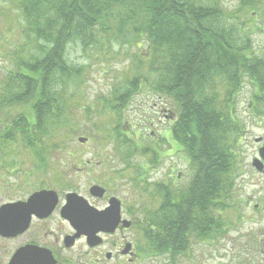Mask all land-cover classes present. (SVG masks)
<instances>
[{"label":"trees","instance_id":"1","mask_svg":"<svg viewBox=\"0 0 264 264\" xmlns=\"http://www.w3.org/2000/svg\"><path fill=\"white\" fill-rule=\"evenodd\" d=\"M1 2L14 5L20 12V28L27 38L19 48L8 51L14 73L8 75L5 93L9 98L13 95L14 102L18 92L29 94L36 119L31 124L30 142L36 156L43 149L46 156L60 150L59 144L49 143L63 139L65 131L74 132L70 121L73 113L65 94L71 84L81 88L86 69L70 61L71 50L79 48L88 55L115 46H146L147 57L143 60L135 56L132 60L133 74L115 85L110 96L96 100L100 107L95 114L94 105L85 107L84 119L87 116L93 121L91 115L107 113L116 116V127L107 132L106 138L112 139L114 151L126 159L127 166L141 174L143 170L134 159H159L163 148L161 143L148 142L139 132H123V114L143 91L164 97L177 115L166 133L177 146L175 155L190 164L191 203L204 208L215 203L220 179L222 209L228 208L236 178L231 138L236 142L246 127L243 120L241 124L234 120L247 85L245 74L260 90L259 96H250V107L257 114L264 113V54H255L248 40L242 39L248 38L247 26L238 17L242 13L251 17L253 11L262 14L260 0H240L230 15L220 0H211L210 4L201 0ZM228 18L234 22L229 24ZM80 132H84L81 127L75 134ZM95 134L90 136L100 142L105 138L102 131Z\"/></svg>","mask_w":264,"mask_h":264},{"label":"flooded vegetation","instance_id":"2","mask_svg":"<svg viewBox=\"0 0 264 264\" xmlns=\"http://www.w3.org/2000/svg\"><path fill=\"white\" fill-rule=\"evenodd\" d=\"M260 1L263 12H252L255 29L248 37L256 36V30L264 37ZM248 42L255 44L252 38ZM262 47L255 54L261 55ZM3 71L0 66V76ZM13 73L7 71L6 80ZM244 79L250 95L259 96L255 80L249 74ZM6 80L0 86V264H264V136L255 138L251 162L262 187L238 202L235 215L230 202L222 209L220 179L215 203L206 208L191 203L190 164L170 156L176 154L173 142H167L159 159L132 158L141 174L119 157L116 160L126 166L112 175L111 158L103 151H92L87 160L74 157L82 165L80 171L100 179L81 192L71 187L60 168L51 169L45 149L40 156L31 150V124L36 119L29 94L18 92L14 102V96L5 93ZM248 111L253 122H263L264 113L257 114L252 105ZM171 116L173 123L177 115ZM240 119L237 108L234 120ZM169 158L182 164V171ZM257 160L263 164L256 165ZM161 167L165 174L154 178ZM122 177L128 179L120 184ZM230 196L232 200L234 190Z\"/></svg>","mask_w":264,"mask_h":264},{"label":"rangeland","instance_id":"3","mask_svg":"<svg viewBox=\"0 0 264 264\" xmlns=\"http://www.w3.org/2000/svg\"><path fill=\"white\" fill-rule=\"evenodd\" d=\"M204 4H210L211 0H201ZM240 0H220L226 14L230 15L236 11L237 7L240 5ZM261 9L263 7H260ZM241 22L247 26L246 32L250 33L252 28L251 25L252 18L247 14H239ZM228 23L231 24L232 18L227 19ZM240 21L238 20V25ZM22 19L20 12L15 8L14 5H8L5 2L0 3V66L4 69L0 76V86L7 78V71L13 70L11 66V61L9 60L8 51H13L19 48L23 42L27 40L23 30L20 28ZM243 32V31H242ZM257 35L252 38L255 44L252 46L253 50L261 49V45L264 41V37L260 35V31L256 30ZM241 33V30L236 32L237 35ZM248 38L243 37L244 41ZM141 48L130 47V45L115 46L110 51H101L96 54L88 53L84 54L79 48H74L70 52V61L74 65L83 66L85 70L83 84L81 88H76L73 84L67 87L66 98L68 99L69 108L73 113V117L70 121L74 124L73 131H65L63 139H54L49 145L59 144L60 150L54 151L51 156L52 161H50L51 169L60 168L62 172H65V178L71 185V187L78 188L81 192H84L89 188L94 182L100 180L97 176L89 175L87 171H80L79 168L82 166L80 162L73 161V155L77 157H83L85 160L92 156V151H103L104 156L111 158L110 169L113 175L115 171H121L125 168L124 163H119L116 159L119 156L113 149L114 143L107 140V132L111 133L116 127V116L112 114H105L104 116H93V121H89L87 116L84 119V108L88 105H94V112L98 111L100 105L96 100L101 96H110L111 91L115 85L123 82L126 75L133 74L132 60L135 56L145 59L147 57L146 46ZM28 49H30L28 47ZM264 50V47H262ZM9 52V53H10ZM264 54V52H261ZM145 72V70H143ZM250 88L246 86L244 92L241 95V99L238 103V110L241 115V119L245 122L246 127L244 132L239 137L236 142H234V137L231 138L232 151L236 155L235 160V187H234V197L229 200L231 204L235 207L230 211L235 215L239 210V201L245 200L248 196L256 195L262 187V181L258 180L251 169L252 159L256 155L257 145L255 143V138L264 136V120L261 124L258 122H253L249 119V109H250ZM172 107L169 102L164 97L157 96L150 91H143L135 96L131 101L130 105L124 111V121L122 124L123 132H139L141 137H146L148 142L161 143L163 149H167V143L164 144L162 140H169L172 143L170 135L167 136V130L171 127V111ZM18 112L14 110L12 114L16 115ZM79 127L82 128L84 132L76 133ZM109 129V130H108ZM108 130V131H107ZM87 133H86V132ZM102 131L103 137L101 142L97 137H91L90 135L95 132L96 134ZM64 134V131H62ZM95 134V136H97ZM99 136V134H98ZM79 138L89 139L84 143L78 141ZM139 138V137H138ZM109 139V138H108ZM102 144V145H101ZM101 146L104 150L101 149ZM72 155V156H71ZM82 155V156H81ZM171 157L176 155L171 153ZM73 158V159H72ZM116 160V161H115ZM169 158L168 162H171ZM141 162V161H140ZM167 163V160L164 159ZM171 164L182 171L183 165L178 163L176 160L172 161ZM81 165V166H80ZM168 166V164H167ZM130 172H133L130 170ZM135 172V171H134ZM133 172V173H134ZM162 173L165 174V169L161 167L159 174H156L154 178H160ZM254 175V176H253ZM126 176L128 174L126 173ZM127 177L119 178L120 184L122 180H127ZM126 182V181H125ZM70 187V188H71ZM245 208V205H243ZM240 208H242L240 206ZM244 212H248L247 208Z\"/></svg>","mask_w":264,"mask_h":264},{"label":"water","instance_id":"4","mask_svg":"<svg viewBox=\"0 0 264 264\" xmlns=\"http://www.w3.org/2000/svg\"><path fill=\"white\" fill-rule=\"evenodd\" d=\"M78 141H79L80 143H84V142L87 141V139H86V138H79ZM261 152H262V153L264 152V147L261 149ZM258 164H262L261 161H256V165H258ZM257 167H258V170L261 171V167H259V166H257ZM98 189H99V187H94V190H98Z\"/></svg>","mask_w":264,"mask_h":264}]
</instances>
